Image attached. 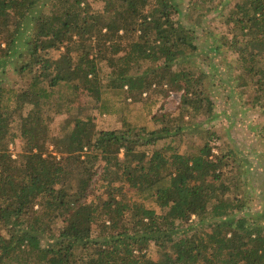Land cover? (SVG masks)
Masks as SVG:
<instances>
[{
  "label": "trees",
  "instance_id": "obj_1",
  "mask_svg": "<svg viewBox=\"0 0 264 264\" xmlns=\"http://www.w3.org/2000/svg\"><path fill=\"white\" fill-rule=\"evenodd\" d=\"M92 1L104 6L0 0V264H264V209L248 204L264 168L235 163L215 132L174 144L187 116L195 128L181 139L214 117L217 73L200 59L233 53L264 98V0ZM167 90L181 92L177 111L158 109ZM84 91L121 127L83 118ZM52 111L69 116L62 135Z\"/></svg>",
  "mask_w": 264,
  "mask_h": 264
},
{
  "label": "rangeland",
  "instance_id": "obj_2",
  "mask_svg": "<svg viewBox=\"0 0 264 264\" xmlns=\"http://www.w3.org/2000/svg\"><path fill=\"white\" fill-rule=\"evenodd\" d=\"M90 1L95 11L100 10L104 6L103 3ZM179 1L183 8L190 2L189 0ZM219 25L220 23L217 19L211 23L210 29L219 34L223 31L220 27L218 28ZM208 34L202 36V41H212L211 36ZM220 37L218 35V38ZM211 55H213V53H211ZM212 60L213 61L210 62L206 59H200V66L206 67L209 73H217L215 75V84L211 85V97L214 102V117L209 120H207L208 115L198 117L196 120L198 129L194 130L197 135H192L195 136V139H181L180 135L185 136V134H191L195 128V126L192 125V121L189 120L187 116L184 121L188 123V126L180 132L181 134L176 136L174 144L175 142L176 144L178 143L177 146L180 152H183L189 149L193 143L200 142L199 135H210L215 132L219 138L216 145H220L224 151L228 150V148L235 151L232 157L235 163H239L240 165L242 161L244 163L248 162V164L252 162L254 167L264 168V98L256 100L254 91L247 87L248 84L244 72L236 61V55L225 49L222 55L215 56ZM209 64L216 65V68L211 67ZM9 65L10 64H8L7 73L9 75L8 79L11 83L17 80L20 81V79H22L20 78L21 76L14 74V71H12L11 68L9 69ZM100 69L103 75L110 70L108 64L104 61L100 62ZM4 78L5 74L0 71V81ZM25 80H28V77H26ZM25 84L26 82L24 81L20 82V86ZM147 95L148 93L144 94L145 97ZM76 99H78L76 105L81 106V116L83 118L94 116L98 129H117L121 127L120 114L99 113L98 103L94 102L93 97L88 96L86 91L81 92L80 95L78 94ZM159 99L158 109H161L162 112L168 110L177 111V107L181 101V92L163 91L159 95ZM250 99L255 101L254 104ZM57 103L64 104V100H58ZM51 117L53 119L49 124L50 134L54 136L62 135L64 127L69 121L68 114L52 111ZM15 126H17V124H15ZM20 145L21 141L17 138L15 144L10 146V149L14 153V157H16V154L20 151ZM51 148L52 146L50 149ZM214 151L219 153L221 149L215 146ZM258 177L259 174L255 175L251 178V181H256ZM125 189H127L128 192L131 191L130 195L134 193L128 186H126ZM262 189L264 191L263 187ZM100 195L101 196L96 193L91 198L98 201L101 197L102 199L106 197L104 194ZM248 204L250 205L251 211H262V209H264V193L256 189L255 194L252 196V199L248 201ZM157 209L160 212V208L157 207ZM149 257L154 260L159 258V250L153 244L149 248Z\"/></svg>",
  "mask_w": 264,
  "mask_h": 264
}]
</instances>
